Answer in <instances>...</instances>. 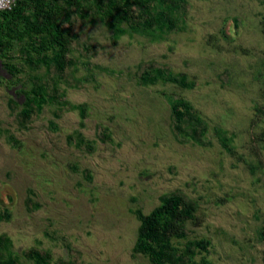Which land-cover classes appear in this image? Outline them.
Returning <instances> with one entry per match:
<instances>
[{
	"label": "rangeland",
	"instance_id": "374dc122",
	"mask_svg": "<svg viewBox=\"0 0 264 264\" xmlns=\"http://www.w3.org/2000/svg\"><path fill=\"white\" fill-rule=\"evenodd\" d=\"M188 1L182 29L155 36L115 37L100 20L87 22L83 29L99 47L89 55L76 52L74 75L81 85L62 84L65 99L87 103L85 117L77 108L54 117L55 105L47 104L20 125L10 105L11 99L22 102L20 83L0 59V206L11 211L0 233L11 238L13 251L36 245L68 258L70 247L80 252L81 264H150L132 251L138 224L132 210L148 212L160 194L179 189L199 202L204 216L190 227L192 236L210 239L212 264H264L258 235L264 141L257 156L251 153L264 122L249 125L254 106L264 103V0ZM149 59L195 84L139 83L136 66ZM174 97L188 99L208 123L207 144L174 136ZM98 126L112 141L96 137ZM216 128L232 137V150ZM77 134L95 149L77 147ZM248 164L256 165L253 173ZM20 262L34 264L22 256Z\"/></svg>",
	"mask_w": 264,
	"mask_h": 264
},
{
	"label": "trees",
	"instance_id": "16d2710c",
	"mask_svg": "<svg viewBox=\"0 0 264 264\" xmlns=\"http://www.w3.org/2000/svg\"><path fill=\"white\" fill-rule=\"evenodd\" d=\"M189 8L188 0H16L11 8L0 9V59L8 74L20 83L17 94L23 97L20 104L10 100L11 107L18 109V123L32 122L47 104L55 105L54 117L74 108L81 117L87 115V103L69 102L62 86L81 85L74 75L79 63L76 52L89 55L99 47L83 29L87 22L100 20L115 37L133 32L155 36L181 30ZM233 20L235 24L241 22L239 17ZM220 34L227 37L223 30ZM135 75L144 85L164 81L191 88L195 84L186 73L174 72L169 65L154 59L140 61ZM169 118L174 136L207 144L208 123L188 99L170 98ZM260 122H264V103L254 106L249 125ZM215 131L223 146L232 150V137L221 128ZM96 137L103 141L113 139L102 126H98ZM76 138L77 147L95 149L92 140L80 134ZM254 141L257 144H251V153L257 156L259 144L264 141L263 129L255 134ZM258 163L264 167L262 160ZM248 165L253 173L256 165ZM82 172L90 177L88 169ZM26 205L32 209L34 203L27 198ZM132 212L138 222L132 251L147 257L150 264H212L207 256L210 239L192 236L190 225L200 224L204 216L197 199L175 189L160 194L158 203L148 212L139 207ZM10 217L11 211L0 206V221ZM258 235L264 242V215ZM68 252V258H54L50 250L32 245L17 253L11 249V238L0 233V264H21L20 256L34 264H81L77 249L68 247Z\"/></svg>",
	"mask_w": 264,
	"mask_h": 264
},
{
	"label": "built area",
	"instance_id": "2783aa9c",
	"mask_svg": "<svg viewBox=\"0 0 264 264\" xmlns=\"http://www.w3.org/2000/svg\"><path fill=\"white\" fill-rule=\"evenodd\" d=\"M15 2L16 0H0V9H9Z\"/></svg>",
	"mask_w": 264,
	"mask_h": 264
}]
</instances>
